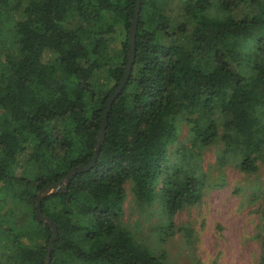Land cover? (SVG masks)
Here are the masks:
<instances>
[{"label":"trees","instance_id":"obj_1","mask_svg":"<svg viewBox=\"0 0 264 264\" xmlns=\"http://www.w3.org/2000/svg\"><path fill=\"white\" fill-rule=\"evenodd\" d=\"M137 1L0 0V43L19 49L0 59V200L15 204L0 213V264H45L48 249L49 264H167L122 226L124 185L139 204L159 203L166 239L207 188L203 149L220 144L217 164L245 174L264 161V0H180L177 20L172 0H140L134 61L95 162L42 198L55 238L37 221L39 192L96 154ZM182 125L187 147L174 148ZM23 205L31 214L15 227Z\"/></svg>","mask_w":264,"mask_h":264},{"label":"rangeland","instance_id":"obj_2","mask_svg":"<svg viewBox=\"0 0 264 264\" xmlns=\"http://www.w3.org/2000/svg\"><path fill=\"white\" fill-rule=\"evenodd\" d=\"M167 8L176 20L182 14L180 0L170 1ZM256 31L253 32L254 37H257ZM18 50L9 38H5L0 43V59L6 54H16ZM49 59V56L45 58L46 61ZM102 84L105 92L113 86L112 81ZM180 144L186 147L188 144L184 125L174 148ZM218 148H221L220 144L202 150L200 167L207 178V188L198 205L176 213L166 239L167 222L163 219L159 203L156 201L151 206L139 204L132 192V184L127 182L124 185L122 226L154 255L163 256L167 264L259 263L264 212V161H257V170L252 174L240 172L233 163L220 167L215 153ZM17 173L21 174L22 170ZM14 206L10 197L2 198L0 213H6ZM22 208L23 214L16 215L14 219L15 227L24 225L31 214L28 206L23 205ZM75 241L81 246L85 244L81 238Z\"/></svg>","mask_w":264,"mask_h":264},{"label":"water","instance_id":"obj_3","mask_svg":"<svg viewBox=\"0 0 264 264\" xmlns=\"http://www.w3.org/2000/svg\"><path fill=\"white\" fill-rule=\"evenodd\" d=\"M139 11H140V0L137 1L135 13H134V16H133V20H132L131 28H130V32H129L130 50H129V53H128V61H127L126 71H125V74H124L122 82L119 84L117 89L114 91L113 95L109 98L108 103L106 105L104 119H103V122H102V125H101V129H100V132H99V138H98L99 140H98V147L96 148V154L93 156V158L91 159V161H90V163H89V165L87 167L76 168V169H73L70 172V174L66 178V181H67L66 184H65L66 186L61 187L60 183L53 184L52 186L46 187L43 190H41L39 192L38 196H37V205H36V210H35V218L39 222L46 223V225L51 230L53 238H55V236H56V228L46 217H44L41 214V211H40L41 200H42V198H44L46 196H49L52 193L64 191L66 189V187H67L68 181H70L72 176H74L75 174H77L79 172L88 171L93 166V164L95 162V159L97 157V153H98L99 147H100V145L102 144V141H103L104 130H105V126H106V115H107L108 111L110 110L112 102L115 100V98L120 94V92L124 88V86H125V84L127 82V79L129 77V74H130L132 63L134 61L133 44H134V36H135V32H136V26H137V20H138ZM49 253H50V249H48V252H47V255H46L45 264H49Z\"/></svg>","mask_w":264,"mask_h":264}]
</instances>
